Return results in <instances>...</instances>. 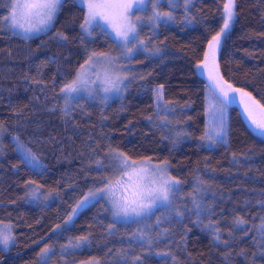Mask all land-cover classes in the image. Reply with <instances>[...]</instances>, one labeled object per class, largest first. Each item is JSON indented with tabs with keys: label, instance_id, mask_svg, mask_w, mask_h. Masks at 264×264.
Listing matches in <instances>:
<instances>
[{
	"label": "trees",
	"instance_id": "obj_1",
	"mask_svg": "<svg viewBox=\"0 0 264 264\" xmlns=\"http://www.w3.org/2000/svg\"><path fill=\"white\" fill-rule=\"evenodd\" d=\"M225 2L147 0L133 15L134 22L140 17L138 36L127 57L105 27L93 26L90 35L81 29L86 8L78 0H66L48 29L32 36L9 27L3 20L9 0H0V222L11 225L14 237L8 246L0 244V264H41L38 254L46 245L52 248L48 264H132L137 256V264H264L257 231L264 222V134L250 125L238 93L225 99L223 139L212 145L201 139L209 127V86L197 72L200 61L212 81L264 104V0H236L220 50L205 59L209 40L222 27ZM154 4L173 18L154 21ZM93 52L131 68L121 96L61 91ZM14 137L43 167L23 160ZM116 153L168 162L181 181L170 201L119 220L101 198L66 224L73 206L113 176ZM238 216L247 221V235L233 228ZM210 222L227 244L214 239ZM84 236L79 248L62 247Z\"/></svg>",
	"mask_w": 264,
	"mask_h": 264
},
{
	"label": "snow or ice",
	"instance_id": "obj_2",
	"mask_svg": "<svg viewBox=\"0 0 264 264\" xmlns=\"http://www.w3.org/2000/svg\"><path fill=\"white\" fill-rule=\"evenodd\" d=\"M66 0H9L8 15L3 17V20L9 24L13 29H18L21 33L27 35L33 32H40L46 30L56 17V14L60 10L62 4ZM82 4L86 8V15L84 17V22L80 25L81 29L86 34H91L93 26H99L101 30H104V26L107 25L112 29L115 37L124 44L127 48L128 43L131 40L137 39V23L140 21V17L133 20V15L136 11L142 9L145 4V0H81ZM188 0H185L187 3ZM171 3V0H169ZM235 5L236 0H226L223 5L224 12V26L221 28V33L225 29L229 28L230 22L235 16ZM154 13L152 19L154 21L160 20L162 17L167 19H172L171 12H160L155 4L153 5ZM60 35V34H58ZM264 35V34H262ZM67 40V36L61 37ZM220 33L213 36L211 41H209V49L213 51L215 47L219 44ZM138 43H143L142 41H137ZM128 52L131 49H127ZM208 53L205 54V59L207 60ZM115 58H111L106 53H96L93 52L88 60L85 61L84 65H81V69L77 74V78L69 84H66L61 91L66 92V94L71 97L73 93H78L82 89H86L88 85V72L92 69L95 61H105L111 63ZM107 76V69H105ZM99 79V77H97ZM215 87L210 86V90L215 98L216 103L210 106L208 112L210 117L209 130L206 131L205 136L201 139L207 140H222L225 133V121H224V99L221 97H228L229 93H240L242 97L246 98L245 108L249 117L252 118V122L262 131L264 134V119L255 118V110L258 108L264 113V104H260L256 101L250 92H245L243 89H234L231 85L227 86L225 89L224 84L226 82L215 79ZM117 81H111L110 79H105V84H110L111 87H105L104 91H111L113 88H117ZM122 82V81H121ZM219 88V93L216 89ZM163 86L161 85L157 89V98L161 96ZM89 91H91L89 89ZM67 103V102H66ZM5 131L3 125L0 124V135ZM17 143V150L21 153L22 158L30 166L34 168L43 167L31 149H28L20 140L19 137L13 138ZM116 158L119 160L122 170H128L120 179L116 181H109L106 183L104 188L98 189L96 192L90 191L88 196L84 200L80 201L76 208L72 209V213L76 214L77 209L83 207L88 202L89 198H95L99 193H110L113 196L112 204L115 209L113 212L114 216H141L151 213L155 207L165 204L170 201V197L173 194V190L178 188L181 181L177 180L175 177L167 176L168 165L165 162L164 165H154L151 163V158H146L144 163L148 165V168L140 167L136 162L131 161L123 153H116ZM35 183V182H32ZM119 188L122 193H130L129 195H123L120 198L115 197V190ZM39 193V187H36L32 191L33 196H37ZM194 197V194H193ZM194 206L199 209L200 205L196 203L195 198H193ZM69 220L72 216H69ZM233 228L238 231H245L248 227L247 221L244 217L238 216L233 220ZM207 228L214 230V239L220 241L221 243L227 244V241H222L220 236V228L216 223L210 222L206 225ZM250 230V229H249ZM257 231L260 234V239L262 242L261 255H264V222H262ZM229 232V235H232ZM141 235H143L141 233ZM245 235L247 232L245 231ZM14 239L11 232V225H4L0 222V244L7 246ZM87 237H79L76 239L75 244L69 241L68 245L62 246L65 251L68 247L79 248L83 243L87 241ZM150 243V241H149ZM52 253V248L50 246H45L41 249L38 254L41 259V264H48V259ZM241 255L245 253L241 252ZM141 260V257L137 256L133 258L132 264H137ZM91 264V262H89ZM98 264V262H96Z\"/></svg>",
	"mask_w": 264,
	"mask_h": 264
},
{
	"label": "rangeland",
	"instance_id": "obj_3",
	"mask_svg": "<svg viewBox=\"0 0 264 264\" xmlns=\"http://www.w3.org/2000/svg\"><path fill=\"white\" fill-rule=\"evenodd\" d=\"M81 4V0H78ZM147 0H145V3H146ZM226 3V2H225ZM235 12H236V5H235ZM235 17V16H234ZM225 18V17H224ZM234 20V18H233ZM233 20L230 22V25H229V28L228 29H225V31L223 33H221V29L214 35L216 36L218 33H220V38H219V44L215 47V50H220L221 46H222V43H223V40L226 36V34L228 33V31L230 30L232 24H233ZM8 24V23H7ZM9 25V24H8ZM224 26V20H223V24H222V27L223 28ZM10 27V26H9ZM110 33L111 35L117 39L112 31L111 28H109L107 25L104 26ZM11 28V27H10ZM14 32L16 33H19L23 36H32V35H36V34H39L41 32H44V31H40V32H33V33H29L27 35L21 33L18 29H13L11 28ZM48 29V28H47ZM212 39V38H211ZM211 39L209 41H211ZM118 40V39H117ZM119 41V40H118ZM133 40H131L129 43H128V46L127 49H131L130 52L127 53V57L131 56L129 55L133 48L130 46V43H132ZM208 45H209V42H208ZM207 45V50H206V53L210 54L212 53L213 51L209 49ZM214 50V51H215ZM129 55V56H128ZM109 57L111 58H115L113 55L111 54H108ZM126 57V56H125ZM85 64V63H84ZM83 64V65H84ZM197 72L199 73V75H201L202 77H204L208 83V86H209V95H208V108H207V121H208V125L210 124V117H209V108L211 105H213L214 103H216L215 101V98L210 90V86L212 87H215V81H212L213 79L211 78V75H210V71H209V66L208 64L205 62V61H200L199 63H197ZM105 69H107V76H106V73H105ZM80 71V70H79ZM97 77H99V79H97ZM131 77V68L129 67V65L127 63H125L124 61H118L116 60V58L109 64L105 61H95L94 64H93V67L91 70H89L88 72V85H87V88L86 89H82L80 92L78 93H73L72 95L76 96H80V95H84V96H91L92 98H96V99H101V98H107V99H110L112 97H118V96H121L122 93L125 91V86H126V83H127V79ZM77 78V76L75 77V79ZM117 78H119V81L117 82V88H113L111 91H108V92H105L104 91V88L105 87H111L110 84H105L104 81L105 79H110L111 81H117ZM74 79V80H75ZM73 80V81H74ZM122 81V82H121ZM89 89L91 91H89ZM216 92L219 93V89L217 88L216 89ZM221 97L224 99V105H223V109H224V121H225V132H226V120H227V107L229 106V103L225 100L227 99L226 97H223V94L220 93ZM238 98H239V101L242 103L243 100H245L246 102V98L242 97L240 93L237 94ZM245 115L247 116V120L249 121L250 125L256 130L258 131L259 133H262V131L256 127V125L252 122V118L248 116L247 114V111H246V108H245ZM255 118L256 119H264V113L261 112L260 109H256L255 110ZM208 130H209V127H208ZM206 144L207 145H212L214 143V140H207L206 139ZM131 161H134L137 163V165H139L140 167H144V168H148V165L146 163H144V160H132L130 159ZM152 164L154 165H164L165 162H154V161H151ZM167 165H168V168H167V176L169 177H174L170 171H169V164L168 162H166ZM128 170H122V167H121V164L119 162V160L117 159V161L114 162V174L113 176L109 177L106 179L105 183H103L102 185L96 187V188H93L91 190H89L74 206L73 208H76L77 204L84 200V198L86 196H88L89 192L92 191V192H96L98 189H101V188H104L106 183H108L109 181H116L117 179H120L122 178L123 176H125V173L127 172ZM176 178V177H175ZM177 179V178H176ZM179 180V179H177ZM177 189V188H176ZM174 189V190H176ZM173 190V191H174ZM123 195H129L130 196V193H122L120 191L119 188H116L115 190V197L116 198H120L121 196ZM105 199L107 201V203L110 205L112 211L114 212L115 209L113 207V204H112V199H113V196L112 194L110 193H99L95 198H92L90 197L88 202L86 203L85 206L77 209V212L76 214H73L72 213V210L71 212L69 213V215L67 216L66 220H65V223L68 224V223H71L74 218L86 207L88 206L89 204H91L92 202H94L95 200L97 199ZM171 198V197H170ZM166 204V203H165ZM164 205V204H162ZM161 206V205H160ZM158 207V206H157ZM157 207H155L154 209H156ZM72 208V209H73ZM69 216H72V219L69 220ZM142 216V215H141ZM117 219L119 220H129V219H133V218H137V216H129V217H124V216H115ZM8 246V245H7ZM89 262H91V264H96L97 259H92V260H89V261H86V262H83L81 264H89ZM99 264V263H98Z\"/></svg>",
	"mask_w": 264,
	"mask_h": 264
}]
</instances>
